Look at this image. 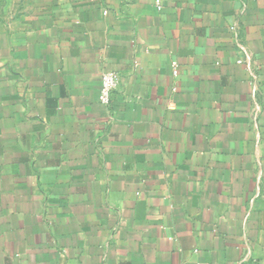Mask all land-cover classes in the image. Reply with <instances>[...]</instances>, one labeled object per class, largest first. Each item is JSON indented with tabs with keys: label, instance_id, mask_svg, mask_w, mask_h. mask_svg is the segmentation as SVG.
<instances>
[{
	"label": "crops",
	"instance_id": "1",
	"mask_svg": "<svg viewBox=\"0 0 264 264\" xmlns=\"http://www.w3.org/2000/svg\"><path fill=\"white\" fill-rule=\"evenodd\" d=\"M0 264H264V0H0Z\"/></svg>",
	"mask_w": 264,
	"mask_h": 264
},
{
	"label": "built area",
	"instance_id": "2",
	"mask_svg": "<svg viewBox=\"0 0 264 264\" xmlns=\"http://www.w3.org/2000/svg\"><path fill=\"white\" fill-rule=\"evenodd\" d=\"M157 8H161V5L156 1ZM118 74L115 71H105L101 75L100 88H99V100L103 104H108L111 99L112 91L117 87Z\"/></svg>",
	"mask_w": 264,
	"mask_h": 264
}]
</instances>
